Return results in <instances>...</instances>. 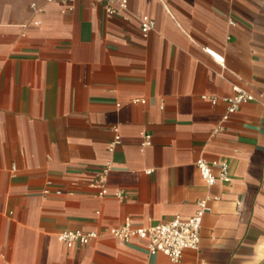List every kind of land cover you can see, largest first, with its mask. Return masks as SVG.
<instances>
[{
    "label": "crops",
    "instance_id": "obj_1",
    "mask_svg": "<svg viewBox=\"0 0 264 264\" xmlns=\"http://www.w3.org/2000/svg\"><path fill=\"white\" fill-rule=\"evenodd\" d=\"M234 85L253 98L223 118ZM199 156L230 179L207 185ZM107 161L101 196L88 182ZM198 199L199 245L177 261L135 234L57 238L186 217ZM145 263L264 264V0H127L112 16L103 1L0 0V264Z\"/></svg>",
    "mask_w": 264,
    "mask_h": 264
},
{
    "label": "built area",
    "instance_id": "obj_2",
    "mask_svg": "<svg viewBox=\"0 0 264 264\" xmlns=\"http://www.w3.org/2000/svg\"><path fill=\"white\" fill-rule=\"evenodd\" d=\"M47 2L58 1L68 3L72 0H46ZM103 1L105 4V12L107 15H119L126 8L127 0H96ZM33 8L38 9L35 3H31ZM138 19L140 22V31L143 36H146L148 32L154 26V20L147 13H139ZM230 23H233L230 20ZM211 54L217 58L221 57L215 52L207 48ZM235 92L233 95L224 97L227 102L226 111L223 114V118H227L229 113L234 112L239 104L245 100L253 98V95L243 88L234 85ZM136 100H142L135 98ZM212 101L215 102L216 98L213 97ZM114 132L112 139L109 142L108 150L112 151L120 143V133L117 125L112 126ZM150 143V135L145 134L141 146H145ZM195 163L204 178L207 185L212 184L215 180L221 179L228 181L230 179L228 171V162L225 159H214L212 161L207 160L203 156L197 157ZM218 167L217 172L213 171L212 166ZM111 166L110 161L105 162L99 169L97 175L91 179L88 184L97 189L98 195L107 194L108 188L106 186V175ZM15 169V165H12V170ZM47 183H50L48 180ZM44 192H48V187L44 188ZM56 192H60L59 189ZM113 194L122 198L124 191L116 189ZM205 199H198L196 211L189 216L181 217L174 216L166 220H160L144 225H135L129 217H125L123 223L108 228L106 232L96 230H82L80 228H65L58 232L57 238L62 241L67 247H71L75 243L85 244L91 239L106 233L114 236L121 241H128L130 237L135 234L139 237L146 238L147 250L150 254L162 252L173 260L180 259L183 250L186 248H197L200 242V228L202 214L206 210ZM147 264V263H145Z\"/></svg>",
    "mask_w": 264,
    "mask_h": 264
}]
</instances>
